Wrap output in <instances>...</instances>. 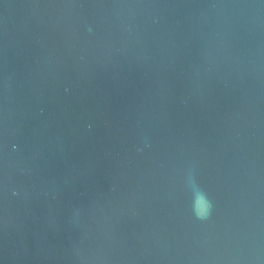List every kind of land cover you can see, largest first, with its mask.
<instances>
[{
    "label": "water",
    "instance_id": "1",
    "mask_svg": "<svg viewBox=\"0 0 264 264\" xmlns=\"http://www.w3.org/2000/svg\"><path fill=\"white\" fill-rule=\"evenodd\" d=\"M0 264H264V0H0Z\"/></svg>",
    "mask_w": 264,
    "mask_h": 264
}]
</instances>
